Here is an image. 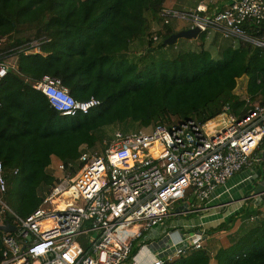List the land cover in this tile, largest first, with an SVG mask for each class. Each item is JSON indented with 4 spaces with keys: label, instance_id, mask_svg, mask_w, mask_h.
I'll list each match as a JSON object with an SVG mask.
<instances>
[{
    "label": "trees",
    "instance_id": "obj_1",
    "mask_svg": "<svg viewBox=\"0 0 264 264\" xmlns=\"http://www.w3.org/2000/svg\"><path fill=\"white\" fill-rule=\"evenodd\" d=\"M169 1L0 0V62L16 58L0 79V196L13 213L33 212L58 164L95 151L90 149L103 140L100 134L116 123H206L223 113L241 119L255 104L264 105V47L239 39L218 58L203 45L171 56L165 40L175 32L168 24L151 29L161 24ZM260 29L247 31L260 37ZM134 43L144 46L138 62L127 56ZM43 75L59 78L78 101L94 97L100 103L86 113L62 115L32 86ZM241 77L246 97L235 92ZM4 222H13L8 210L0 212ZM226 227L210 228L206 236ZM147 234L142 242L153 240ZM231 239L214 255L197 249L164 264H264L262 214Z\"/></svg>",
    "mask_w": 264,
    "mask_h": 264
},
{
    "label": "built area",
    "instance_id": "obj_2",
    "mask_svg": "<svg viewBox=\"0 0 264 264\" xmlns=\"http://www.w3.org/2000/svg\"><path fill=\"white\" fill-rule=\"evenodd\" d=\"M160 17L161 25L184 19L199 33L214 29L264 47L263 0H224L222 8L211 12L203 2L194 10L165 7ZM248 27H261V36L250 35ZM8 69L0 62V79ZM32 86L62 115L86 113L100 103L94 97L76 100L55 76L43 75ZM230 120L218 130L213 121L193 119L125 135L115 130L104 153L81 152L78 169L60 162L64 176L56 177L41 204L26 217L12 213L9 223L15 230L2 237L0 264H164L202 249L206 231L201 226L183 234L168 231L167 244L156 250L142 240L170 218L202 212L219 185L255 161L253 152L264 137V105L255 104L243 118ZM4 189L0 162V192ZM186 196H194V203L177 211ZM5 210L10 209L0 196V212Z\"/></svg>",
    "mask_w": 264,
    "mask_h": 264
},
{
    "label": "rangeland",
    "instance_id": "obj_3",
    "mask_svg": "<svg viewBox=\"0 0 264 264\" xmlns=\"http://www.w3.org/2000/svg\"><path fill=\"white\" fill-rule=\"evenodd\" d=\"M177 1L179 0H170L168 2V4L171 2V5H173V7L175 8H180V4H175ZM167 5V4H166ZM190 26V22L188 20H184V19H179V18H172L170 20V30L171 32H175L178 31L180 29L183 28H187ZM159 28H161V24H155L152 26V31H156ZM170 36V35H169ZM234 40V43H238L237 39H233L232 37H225L223 36L219 31L214 30V29H209V31H207L206 33H198L195 37L193 38H185V37H179L177 38L174 43L170 44V46H167L170 55L174 56L178 51L180 52V50H186L190 47V49H199L200 45H203V47L207 50H209L212 53V57L214 58H218L221 57L222 54L220 52L221 49L226 48L227 44H230L232 41ZM144 49V46H138L136 43L132 44L129 51L127 52V56L129 57V59H131L132 61H137V54L139 51H142ZM36 51V49H32L27 51V53ZM7 64H9V69L10 68H14V65L16 63V58L15 57H9L7 59L4 60ZM246 82L245 79H238L237 80V88H236V93H238L239 95H244V89L241 88L242 85H244V83ZM227 113H223L220 116H218L216 120H214L215 122V126H214V130H218L220 129L226 122H230V118L227 117ZM220 118V119H219ZM177 120V119H175ZM153 124L149 125L147 128L140 126L137 123H132L129 126H125L124 124H114L112 127H107L104 129L102 135L100 134V139L103 138V140L99 141L98 144L96 145V147L94 149H90V150H95L99 153H104V148L110 143V141L114 138V132L115 130H122L123 135L128 134L130 132L136 131V130H143V131H149L152 129ZM103 141H105V143H103ZM75 168L78 169V165L77 162L74 163ZM57 168V167H56ZM52 170H54L51 167ZM55 176L56 177H63L64 173L63 171L56 169L55 171ZM191 190H188L186 192L189 193ZM194 203V196H189V198L187 199V196L183 199H181L177 204L175 209L177 211H186L188 210V207ZM217 210V209H215ZM14 211L10 208V210L8 211V215L10 217L13 216ZM214 212V211H212ZM220 213H217V215L213 214L210 215L208 217V219H210V221L212 220H216L215 223L210 224L215 226L217 222H219L220 220L218 218H220L222 215V211H219ZM216 213V212H214ZM203 214V213H202ZM201 214V215H202ZM248 215V213L244 212L242 213L239 218H235L237 219L236 221L237 224L236 225H232L230 226V223H228V227L229 229L226 227L225 230L221 231V232H217L215 234H209L206 236V238L203 241V245H204V249L206 248V250L211 254V253H216L217 250L221 247H223L224 245L227 244L228 240L232 237L236 238L237 235L240 233L241 230L247 228L250 224H252V221L248 220L249 222L246 223L244 218H246ZM187 215H181L178 217H173L170 218L169 220H167L165 222V227H166V232H160L158 231V236H156L155 238H153V240H147L145 243H147V245L152 249V250H156L157 248H159V246H164V244H167V232L171 231L172 228H175L176 230H179L182 232V229L185 228V225L188 224L186 219ZM252 216H256L255 214ZM263 216V215H262ZM216 218V219H215ZM207 219V217H206ZM223 219V218H222ZM218 220V221H217ZM209 220H204L201 221V223H199V225L205 229V231L207 232L209 230V226L208 225L210 223ZM235 221V220H234ZM240 221H242L240 223ZM197 222V218L192 220L191 223L196 224ZM187 228V230H189V232L193 231L194 229L192 227ZM168 225H171L170 228H167ZM208 225V227L206 226ZM149 235V233L147 234ZM202 248V249H203ZM191 252H188L186 255H189ZM178 256L174 257L177 258ZM173 258V259H174Z\"/></svg>",
    "mask_w": 264,
    "mask_h": 264
},
{
    "label": "crops",
    "instance_id": "obj_4",
    "mask_svg": "<svg viewBox=\"0 0 264 264\" xmlns=\"http://www.w3.org/2000/svg\"><path fill=\"white\" fill-rule=\"evenodd\" d=\"M200 2L207 4L209 12L214 11L216 9H220L224 5V0H179L175 4L176 5L180 4L179 5L180 8L173 7V5H171V2L167 4L166 7H171L177 10H194ZM187 28H183L178 31H175V33L181 30H185ZM232 38L237 39L239 43L238 38H235V37H232ZM238 43H234V40H233L230 44H227V47L229 46L236 47L238 46ZM224 49L225 48L220 50L221 54ZM241 78L246 80L245 77H241ZM245 84L246 82L244 83V85L241 86V88L244 89L243 96H245V86H246ZM253 155L255 156V161H253L252 165L249 168H246V169H243V170H240L234 173L231 177L227 179L225 184L219 185L214 190L210 199L204 204L205 209H203L202 212L187 214L186 216L187 218L185 219L188 224H190L192 220L197 218L196 224L191 223L190 227L195 229L200 226L199 223H201V221H204V220L210 221L208 217L213 214L217 215V213H220L219 211L223 212L222 213L223 216L218 218L220 221L217 222L215 226L210 225V224L215 223L216 220L210 221V223L208 224L210 225L209 226L210 228H214L222 223L226 225L228 223L232 225H236L238 221H236L237 219L235 218H239V216L244 212L248 213L247 217L244 218L246 223L249 222L248 220L252 215L255 214L257 216L261 214L262 206L264 205V137L262 141L259 143V145L257 146V148L254 150ZM241 222L242 221H240V223ZM188 224L185 225V228L182 229V232L177 230L178 233L183 234L185 232H189V230H187V228H189ZM208 225L206 226L208 227ZM170 227L171 225H168L167 228H170ZM227 228L229 229V227ZM171 230H176V229L172 228ZM223 230L225 229H222L219 232ZM158 231L159 233L163 231L166 232L165 225L164 227L159 226L158 228H155L152 231L153 233L150 232L149 236H151L152 239L155 238L156 236H158ZM231 238L228 240V242L232 241ZM160 248L161 247L159 246V249ZM214 254L215 252L211 253V255H214Z\"/></svg>",
    "mask_w": 264,
    "mask_h": 264
},
{
    "label": "water",
    "instance_id": "obj_5",
    "mask_svg": "<svg viewBox=\"0 0 264 264\" xmlns=\"http://www.w3.org/2000/svg\"><path fill=\"white\" fill-rule=\"evenodd\" d=\"M199 33V29L197 27H189L185 30H181L177 33L171 34L166 40L165 43L170 45L174 43V41L179 37L185 38H193ZM0 229L4 232H11L15 230V226L10 224L9 222H5L3 225H0Z\"/></svg>",
    "mask_w": 264,
    "mask_h": 264
},
{
    "label": "clouds",
    "instance_id": "obj_6",
    "mask_svg": "<svg viewBox=\"0 0 264 264\" xmlns=\"http://www.w3.org/2000/svg\"><path fill=\"white\" fill-rule=\"evenodd\" d=\"M6 63V62H5ZM14 68H15V65H14Z\"/></svg>",
    "mask_w": 264,
    "mask_h": 264
}]
</instances>
